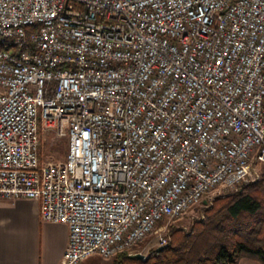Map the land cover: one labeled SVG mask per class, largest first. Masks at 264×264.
Masks as SVG:
<instances>
[{
	"label": "built area",
	"instance_id": "obj_1",
	"mask_svg": "<svg viewBox=\"0 0 264 264\" xmlns=\"http://www.w3.org/2000/svg\"><path fill=\"white\" fill-rule=\"evenodd\" d=\"M0 32V199L69 227L60 264L131 256L264 174V0H0Z\"/></svg>",
	"mask_w": 264,
	"mask_h": 264
},
{
	"label": "trees",
	"instance_id": "obj_2",
	"mask_svg": "<svg viewBox=\"0 0 264 264\" xmlns=\"http://www.w3.org/2000/svg\"><path fill=\"white\" fill-rule=\"evenodd\" d=\"M201 211L189 230L172 229L162 251L152 249L145 260L123 253L112 264H239L245 259L264 264V174Z\"/></svg>",
	"mask_w": 264,
	"mask_h": 264
},
{
	"label": "crops",
	"instance_id": "obj_3",
	"mask_svg": "<svg viewBox=\"0 0 264 264\" xmlns=\"http://www.w3.org/2000/svg\"><path fill=\"white\" fill-rule=\"evenodd\" d=\"M69 240L66 224L41 220L39 201L0 199V264H60Z\"/></svg>",
	"mask_w": 264,
	"mask_h": 264
},
{
	"label": "rangeland",
	"instance_id": "obj_4",
	"mask_svg": "<svg viewBox=\"0 0 264 264\" xmlns=\"http://www.w3.org/2000/svg\"><path fill=\"white\" fill-rule=\"evenodd\" d=\"M68 152V139L63 138L58 140L56 136L53 133L50 132H42L41 134V147H40V156L42 164L46 163H61L66 160ZM235 190V189H233ZM233 190H228L225 193L218 194L213 199L209 200V203H212L216 198L221 197L225 194H228L229 192ZM204 205L197 206L191 211H189L187 214L184 215L179 220H172V221H166L161 223L156 232L149 237L147 240H145L143 243H141L139 246L133 249V253H141L145 256L150 253L152 249H155L160 242V238L166 237V235L171 236V231L173 228L178 229L182 228L185 230H189L190 226L193 224L195 220H199L202 218V208ZM114 258L106 259L100 256H94L90 258L89 260L85 261L82 264H112Z\"/></svg>",
	"mask_w": 264,
	"mask_h": 264
},
{
	"label": "bare ground",
	"instance_id": "obj_5",
	"mask_svg": "<svg viewBox=\"0 0 264 264\" xmlns=\"http://www.w3.org/2000/svg\"><path fill=\"white\" fill-rule=\"evenodd\" d=\"M23 28H31L30 20H23ZM0 53H4V56H12V51H14V43H8L5 41V33L0 32ZM147 257H144V260Z\"/></svg>",
	"mask_w": 264,
	"mask_h": 264
},
{
	"label": "water",
	"instance_id": "obj_6",
	"mask_svg": "<svg viewBox=\"0 0 264 264\" xmlns=\"http://www.w3.org/2000/svg\"><path fill=\"white\" fill-rule=\"evenodd\" d=\"M205 206L208 205V201H205ZM164 248L160 247L157 249L158 252L162 251ZM130 257L132 258H135V259H138V260H144V254H141V253H137V254H133L131 255Z\"/></svg>",
	"mask_w": 264,
	"mask_h": 264
}]
</instances>
